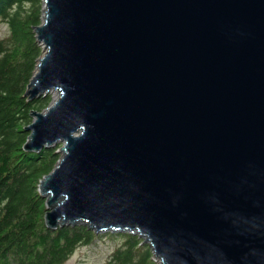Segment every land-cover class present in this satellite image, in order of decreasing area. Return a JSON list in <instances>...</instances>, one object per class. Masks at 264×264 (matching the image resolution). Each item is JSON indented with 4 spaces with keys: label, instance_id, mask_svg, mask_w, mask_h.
I'll return each instance as SVG.
<instances>
[{
    "label": "water",
    "instance_id": "water-1",
    "mask_svg": "<svg viewBox=\"0 0 264 264\" xmlns=\"http://www.w3.org/2000/svg\"><path fill=\"white\" fill-rule=\"evenodd\" d=\"M24 151L64 143L46 225L160 264H264V0H43Z\"/></svg>",
    "mask_w": 264,
    "mask_h": 264
},
{
    "label": "trees",
    "instance_id": "trees-1",
    "mask_svg": "<svg viewBox=\"0 0 264 264\" xmlns=\"http://www.w3.org/2000/svg\"><path fill=\"white\" fill-rule=\"evenodd\" d=\"M43 5V0H0V22L9 31L0 40V264H64L99 237L84 224L47 227V201L39 187L60 155L56 148L24 151L31 113L50 103V97L32 102L25 97L43 51L34 31L42 24ZM122 236L108 264H154L138 236Z\"/></svg>",
    "mask_w": 264,
    "mask_h": 264
},
{
    "label": "rangeland",
    "instance_id": "rangeland-1",
    "mask_svg": "<svg viewBox=\"0 0 264 264\" xmlns=\"http://www.w3.org/2000/svg\"><path fill=\"white\" fill-rule=\"evenodd\" d=\"M43 9H44V5H43ZM8 33H9V31H8V27L6 26V24L0 22V40L5 38L6 36H8ZM42 50H43V48H42ZM42 55H43V51H42ZM57 94L59 95V93H57V92L49 93L46 96V98L50 97L49 105L47 107H45L42 111H38V110H34V111H38V112L46 111L51 106V104L55 100H57L56 99ZM43 98H45V97L38 98L34 101H37V100L39 101ZM31 119H32V121H31V123H32L34 118L31 116ZM63 144L64 143H62V142L57 144V146L55 147L56 153L60 152ZM55 148H52L51 150H53ZM59 155H60V157L62 156L61 153H59ZM46 201H47V199H46ZM80 224H84V223H80ZM84 225H86V224H84ZM123 234H125V233L109 232V233L97 235L99 237L96 238V240L94 241V243L92 245L80 247L79 249H77L75 251V253L64 264H108L111 261L115 250L119 246H121V244L123 243V241H124L123 236H122ZM127 234H132L134 236H138L140 238V240L142 241L141 245H143V246L148 245L149 248L151 249L150 245L148 243H145L144 239L138 233H127ZM113 235H115V236H113ZM151 252L153 254L151 260L154 262V264H160V260L158 258H156L152 249H151Z\"/></svg>",
    "mask_w": 264,
    "mask_h": 264
},
{
    "label": "bare ground",
    "instance_id": "bare-ground-1",
    "mask_svg": "<svg viewBox=\"0 0 264 264\" xmlns=\"http://www.w3.org/2000/svg\"><path fill=\"white\" fill-rule=\"evenodd\" d=\"M58 96H59V95L57 94V95H56V99H58ZM55 101H56V100H55ZM55 101H54V102H55Z\"/></svg>",
    "mask_w": 264,
    "mask_h": 264
}]
</instances>
